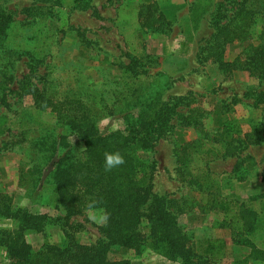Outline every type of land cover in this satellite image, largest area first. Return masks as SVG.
Masks as SVG:
<instances>
[{"label":"rangeland","instance_id":"1","mask_svg":"<svg viewBox=\"0 0 264 264\" xmlns=\"http://www.w3.org/2000/svg\"><path fill=\"white\" fill-rule=\"evenodd\" d=\"M152 1L170 25L144 32L138 26V8ZM221 1L0 0V12L12 20L3 44L6 51L0 53V96H6V103H0V194L10 196L13 207L44 217L42 232L24 234L33 248L65 245L66 226H71L69 232L79 244L105 242L99 213L67 220L55 196L44 195V189L51 188L47 181L42 183L48 180L50 167L39 178L35 163L48 155L45 148L51 146L54 132L67 131L54 114L35 108L33 93L45 89L51 95L67 93L84 100L102 135L121 130L120 118L142 105L154 102V111L177 103L168 138L155 144V202L162 198L176 224L195 243L197 256H202L206 240L226 241L224 259L210 264H264L256 259L264 250V220L257 221L264 204V142L225 159L207 156L211 146L201 142L190 168L210 182L203 188L211 190L194 191L175 172L173 145L198 138L195 130L181 126L179 118L188 112L182 101L189 95L203 97L214 128L225 122L245 132L259 125L255 131L264 139V111L256 107L264 94V80L244 72L225 80L215 65L200 62V49L213 32L211 18ZM237 52V47L231 48L227 58ZM3 63L12 76L10 85L2 80ZM41 139L44 147L39 155L35 144ZM66 142L76 157H83L84 146L76 135L66 134ZM207 192L212 194L213 209L206 207ZM150 225L143 220L141 231L147 234ZM14 228L15 222L0 218V231ZM109 257L130 264H182L152 249L136 256L131 250L111 247ZM203 260L196 257L193 263ZM5 263L0 247V264Z\"/></svg>","mask_w":264,"mask_h":264},{"label":"trees","instance_id":"2","mask_svg":"<svg viewBox=\"0 0 264 264\" xmlns=\"http://www.w3.org/2000/svg\"><path fill=\"white\" fill-rule=\"evenodd\" d=\"M11 21L10 15L0 12L2 55L6 51L3 44ZM137 22L144 32L161 31L170 25L155 1L139 6ZM211 27L213 32L199 52L200 62L215 65L225 80L235 72L264 80V0H222L211 18ZM234 47L238 48V52L231 59L227 58L228 50ZM6 63L2 65V80L10 85L12 76L7 73ZM5 98V95L0 96L1 104L6 103ZM202 98L193 95L184 98L182 103L188 112L179 116L181 126L195 130L198 138L174 144L172 150L179 180L199 192L211 190L210 187L203 188L204 182H210L200 178L190 168L201 142L211 146L205 152L207 156L224 159L234 158L248 147L264 142L255 131L259 125H253L245 132L225 122L214 128L209 119L211 108L203 103ZM33 102L37 110L54 114L57 121L67 128L64 135L54 132L51 146L47 150L45 148L48 155L40 157L35 163L39 178L45 167H50L49 181L38 178L43 184L46 181L50 183L51 188L44 189V195L47 192L55 196V202L64 210L67 220L89 212L99 213L102 217L99 231L105 242L79 244L69 232L71 226H66L64 233L69 240L65 245L43 244L35 249L25 240L24 234L42 232L44 217L34 215L23 207H13L11 197L0 194V218L15 222L13 231H0L5 264H130L128 260L111 259V247L131 250L136 256L152 249L169 259L180 260L182 264H210L224 259L227 243L221 238L206 240L202 256H197L195 243L176 224L162 198L155 202L152 195L156 169L153 157L155 144L168 138L169 120L176 114L177 103L154 111V102L144 106L140 104L142 107L139 110L120 118L124 125L121 130L102 135L90 115V107L80 97L67 93L51 95L44 89L33 93ZM256 105L264 111V94L260 95ZM66 134H74L82 142V158L73 153L74 149L66 142ZM41 141L35 144L39 155L44 147ZM117 151L124 156L126 163L105 171V153ZM211 195L207 192L206 207L209 209L214 208V201H209ZM259 213L261 218L257 221L264 220V204ZM143 220L151 222L147 234L141 231ZM245 226L251 231L250 223ZM256 255V259L264 260V250ZM196 257L204 260L193 263Z\"/></svg>","mask_w":264,"mask_h":264},{"label":"clouds","instance_id":"3","mask_svg":"<svg viewBox=\"0 0 264 264\" xmlns=\"http://www.w3.org/2000/svg\"><path fill=\"white\" fill-rule=\"evenodd\" d=\"M126 163L124 156L119 152H106L105 153V162L104 169L105 171H111L114 168H117Z\"/></svg>","mask_w":264,"mask_h":264},{"label":"crops","instance_id":"4","mask_svg":"<svg viewBox=\"0 0 264 264\" xmlns=\"http://www.w3.org/2000/svg\"><path fill=\"white\" fill-rule=\"evenodd\" d=\"M263 191H264V188H263Z\"/></svg>","mask_w":264,"mask_h":264}]
</instances>
